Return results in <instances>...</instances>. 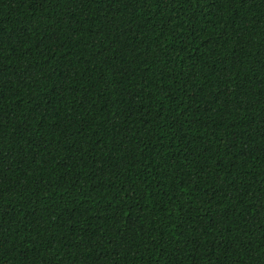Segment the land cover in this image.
<instances>
[{"label": "trees", "instance_id": "1", "mask_svg": "<svg viewBox=\"0 0 264 264\" xmlns=\"http://www.w3.org/2000/svg\"><path fill=\"white\" fill-rule=\"evenodd\" d=\"M0 264H264V0H0Z\"/></svg>", "mask_w": 264, "mask_h": 264}]
</instances>
